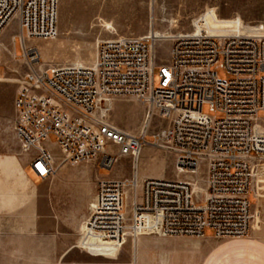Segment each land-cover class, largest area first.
Wrapping results in <instances>:
<instances>
[{
	"label": "built area",
	"instance_id": "1",
	"mask_svg": "<svg viewBox=\"0 0 264 264\" xmlns=\"http://www.w3.org/2000/svg\"><path fill=\"white\" fill-rule=\"evenodd\" d=\"M60 1L0 0V39L15 22L13 41L27 70L14 130L38 178L56 170L51 139L73 166L112 170L122 158L132 160V176L98 179L82 243L116 247L126 234L247 237L256 181L264 177L255 171L264 164V25L207 10L189 31L105 40L91 65L56 66L28 42L57 39ZM161 39L171 42L165 59L157 53ZM120 100L137 101L150 120L166 123L154 139L173 156L167 177L136 171L146 135L111 122Z\"/></svg>",
	"mask_w": 264,
	"mask_h": 264
},
{
	"label": "rangeland",
	"instance_id": "2",
	"mask_svg": "<svg viewBox=\"0 0 264 264\" xmlns=\"http://www.w3.org/2000/svg\"><path fill=\"white\" fill-rule=\"evenodd\" d=\"M59 8L57 39L28 42L43 62L56 66L91 65L100 42L144 36L151 22L158 34L189 31L193 20L207 10L215 9L222 18L239 16L246 23L264 25V0H154L153 6L151 0H61ZM16 32L13 23L0 39V264H54L67 247L76 246L77 231H84L98 179L115 173L127 178L134 169L130 158H122L112 170L98 163H63L64 154L51 139L57 160L53 175L38 178L36 186L23 179L17 162L24 168L28 160L15 135L14 103L27 62L19 42L15 45L12 40ZM170 47L169 40L161 39L158 57L167 58ZM218 75L226 78L222 70ZM146 119L147 109L128 100L115 102L110 117L112 123L133 134L142 130ZM164 126L157 118L149 119L146 143L137 161L136 171L142 177H167L174 167L173 156L155 145L154 135ZM27 173L31 176L29 169ZM255 189L253 213L264 218V177L257 179ZM4 192L18 197L20 203L13 210L2 206ZM259 203L261 212L256 207ZM115 255L112 258L117 260L63 264H264V232L258 240L251 232L230 239L143 235Z\"/></svg>",
	"mask_w": 264,
	"mask_h": 264
},
{
	"label": "crops",
	"instance_id": "3",
	"mask_svg": "<svg viewBox=\"0 0 264 264\" xmlns=\"http://www.w3.org/2000/svg\"><path fill=\"white\" fill-rule=\"evenodd\" d=\"M17 169L20 172V174L23 176V179L26 178L28 182H30L31 185L33 184L34 186H36L38 177L36 174L32 173V169L30 166L27 165L26 167L22 168L20 164L17 162ZM28 169L31 171V176L27 173ZM110 178H123V177H121L120 174L115 173ZM1 195H2L1 204L4 208L8 210H13L14 208H16L17 204L20 203L18 197L16 196L14 192H4ZM256 207L258 208L259 212H261V204L259 203V205ZM263 232H264V218L262 217V215L260 216V214L259 215L255 214V221H254V225L252 226V230H251L253 239L258 240L259 237H262ZM128 244H129V241H128ZM124 248L122 249V252ZM101 250L106 251V249H102V248ZM80 252L83 253V255H80ZM114 253L116 252L110 251L109 255L113 256ZM80 260L99 261V260H117V258L113 259L112 257H106V256H102L99 254L84 252V251L79 250L76 246L73 245V246L67 247L64 250V252L60 255L57 262L54 264H63L65 261L77 262ZM73 264H78V263H73Z\"/></svg>",
	"mask_w": 264,
	"mask_h": 264
},
{
	"label": "bare ground",
	"instance_id": "4",
	"mask_svg": "<svg viewBox=\"0 0 264 264\" xmlns=\"http://www.w3.org/2000/svg\"><path fill=\"white\" fill-rule=\"evenodd\" d=\"M153 1L154 0H151V4H152V6H153ZM213 11H215V9H213ZM216 12V11H215ZM239 17V16H238ZM194 21V20H193ZM164 22H166V21H164ZM15 23V22H14ZM16 24V23H15ZM109 25V24H108ZM146 35H149V36H151L152 38H155V37H161V38H165V37H171L172 35H171V33H161V34H158L157 32H156V30L154 29V26H153V22H151V24H150V26H149V31H148V33L146 34ZM15 37V35L12 37V40H13V38ZM47 64V63H46ZM74 65H78V66H86V65H84V64H80V63H78V64H74ZM148 124H149V118L148 119H146V124H145V126L142 128V132L145 134V133H147V128H148ZM51 151H52V148H51ZM52 154H53V152H52ZM53 156L55 157V155L53 154ZM55 159H56V157H55ZM261 168H264V164L263 163H258L256 166H255V171H256V175L258 174V172H259V170L261 169ZM94 203H95V201H94ZM94 208V207H93ZM93 210V209H92ZM87 219H88V217H87ZM87 219H86V221H85V226H86V222H87ZM254 219H255V216H254V213H253V220H252V224H253V221H254ZM85 226H84V231L83 232H81V231H77V234H78V242H77V244H76V246H77V248L79 249V250H81V251H84V252H88V253H93V254H100V255H105V256H109V257H112V256H110L109 255V253H110V251H113V252H116V254L118 255L119 253H120V251H122V249L124 248V246L126 245V244H128V241L130 242V241H135V240H137L139 237H141V236H139V237H137V238H133V239H130L129 238V235L128 234H126L125 235V238H124V240H123V243L121 244V245H119V246H116V247H114V246H110V245H104V246H101V247H96V246H92V245H86V244H84V243H82V237L84 236V234H85ZM251 230H252V228H251ZM101 248L102 249H106V251L105 250H101ZM108 250V251H107ZM117 255H115L114 257H116ZM164 264H165V262H164Z\"/></svg>",
	"mask_w": 264,
	"mask_h": 264
}]
</instances>
